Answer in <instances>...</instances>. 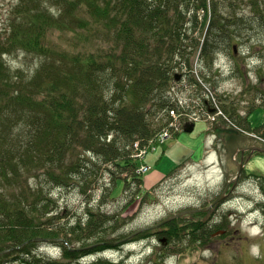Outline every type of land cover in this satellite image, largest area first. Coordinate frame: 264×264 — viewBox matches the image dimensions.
<instances>
[{"label": "trees", "instance_id": "obj_1", "mask_svg": "<svg viewBox=\"0 0 264 264\" xmlns=\"http://www.w3.org/2000/svg\"><path fill=\"white\" fill-rule=\"evenodd\" d=\"M249 1L255 20L264 21L259 0ZM230 4L18 0L0 30V264L12 250L27 264H58L34 250L44 240L58 243L68 259L82 254L71 248L93 246L90 250L101 251L137 232L111 239L131 219L125 217L128 209L152 195L145 191L139 171L143 152L165 131H173L171 124L186 126L196 116L190 104L171 97L177 71L189 75L197 89L203 87L202 78L212 76L206 67L217 65V71L222 54L231 52L237 59L242 39L253 38L255 24H239L237 7ZM239 25L247 26L241 30ZM198 30L204 33L200 39L193 36ZM238 33L243 37L237 38ZM16 51L37 55L40 66L32 73L12 70L6 56ZM196 57L203 63L201 76L191 65ZM236 70L230 65L223 77L235 80L238 66ZM198 100L193 110L209 111L210 103L216 108V98L208 99L206 92H199ZM227 106L222 105L225 121L230 117L247 134L264 139V125L252 129L247 117ZM258 142L264 146V140ZM106 174L111 185L98 197ZM245 177L251 175L244 170ZM254 177L264 185V177ZM120 180L125 184L123 197L129 199L116 212H104L110 201H118L114 192ZM68 193L84 197L85 210L65 222L61 219L69 213L62 204ZM225 205L217 207L223 209L219 222L171 221L161 237L170 244H196L211 232H227L221 225ZM210 225L215 230H209ZM150 235L146 230L135 236Z\"/></svg>", "mask_w": 264, "mask_h": 264}, {"label": "rangeland", "instance_id": "obj_2", "mask_svg": "<svg viewBox=\"0 0 264 264\" xmlns=\"http://www.w3.org/2000/svg\"><path fill=\"white\" fill-rule=\"evenodd\" d=\"M215 1L218 4L231 2L228 7L232 9L237 7L239 24L244 22L255 24L253 38L242 39L240 50L243 52L237 55V59L231 57V52L228 56L222 54L219 59L220 68L217 71V65H213L212 68L206 67L212 76L211 82L210 79L202 78L203 87L197 89L194 84H190L189 75L177 71L182 77L180 80L175 78L171 84V97L176 101L179 99L180 104L186 102L190 104L191 111L195 113L197 119L191 120L189 118L191 116H188L187 120L196 122L195 130L192 133H185L183 129L185 126L179 127L175 122L174 130H170L165 136L168 139L157 141L155 144L152 142L151 148L146 151L145 158L141 161L144 167H150V170L142 175L145 180V191L149 190L152 195L145 203L138 201L128 209L125 217L131 219L126 221L125 229L123 227L122 231L112 235L111 239H116L124 232L129 234L141 228L152 227L171 215L209 206L223 196L227 182L236 178L238 164L241 163L239 149L246 146L264 147L258 142H263V138L258 134H247L249 132L236 126L230 117L226 116L225 121L222 112V105H228L230 111L234 110L242 118L247 117L252 129L264 125V23H262L264 21L255 20L249 0ZM17 2L18 0H0V30L6 26L10 12ZM259 2L262 13L264 0ZM246 26L239 25V28L243 30ZM203 34L198 30L193 36L200 39ZM241 36L238 33L237 38ZM196 59L197 57L192 60L191 65L201 76L203 63L197 62ZM6 60L12 70H22L25 73H32L42 62L37 55L19 51L7 55ZM228 62L236 73V66L239 68L238 77L233 81L223 77L225 76L223 73L230 66ZM199 92H206L212 98H216L214 106L220 108L222 113L219 111L216 114H209V111L205 112L202 109L193 110L194 101L198 103L197 106L201 103L198 100ZM259 104L262 105L258 106ZM252 106L255 108L250 109ZM244 170L251 177L241 179L240 184L239 180L233 182L236 184H231L234 185L233 188L227 187L233 195V201L231 199L229 202L225 201L227 197L222 200V205L226 204L224 212L227 216L221 220V225L227 232H211L210 236L205 237V241L192 244L193 242L186 240L181 245L177 241L171 244L167 241L163 244L161 242L163 238L155 236L157 233H152L155 229H150L148 231L151 232V237L136 239L137 236H134L123 242L114 241L116 243L111 247L101 251L82 252L77 258L75 255L65 259L61 252L63 249L58 243L40 244L34 247V250L44 254L48 259L56 260L58 264H121L122 260L126 264H264V185L260 179L254 177H264V153L249 155ZM110 185L111 180L106 174L99 183L97 196L99 197ZM124 187V182L120 180L114 192V197L118 198V201H110L102 208L104 212L114 213L126 205L129 198L126 194L123 197ZM84 201V197L68 193L62 207H67L69 215L67 219L62 218L61 221H74V217L81 215L85 210ZM220 214H223V209L212 207L210 211L188 213L175 220H182L185 223L192 221L207 223L208 220H212L217 223L220 221L217 219ZM168 223L156 229L168 230ZM208 229L215 230L211 225ZM178 248L180 252L177 251ZM14 251L9 253L12 255L4 260V264H27L21 255L13 254Z\"/></svg>", "mask_w": 264, "mask_h": 264}, {"label": "water", "instance_id": "obj_3", "mask_svg": "<svg viewBox=\"0 0 264 264\" xmlns=\"http://www.w3.org/2000/svg\"><path fill=\"white\" fill-rule=\"evenodd\" d=\"M235 49H236V46H235ZM181 77H182V76H181L180 74H177L175 78H176V80H180ZM210 112H215V110H214V109H210ZM194 130H195V123L187 124V125L185 126V128H184V132H185V133H192ZM245 150H247V151H251L253 154L256 153V152H257V153H264V147H262V146H259V147H258V146H251V147L245 148ZM246 163H247V160H246V161L241 160V163L238 164V172H237L236 178H235L232 182H237V181L240 179V177H241V175H242V173H243V171H244V169H245V165H246ZM223 197H224V196H221V198H218V199H217V200H216L211 206L213 207L214 205L220 203V202L222 201ZM210 208H211V207H210ZM210 208H204V209H193V210H189V211H187V212H180V213L174 214V215L168 217L167 219H165L164 221H162L161 223H159V224H157V225H155V226L147 227V228H143V229H141L140 231L136 232L135 234H133V235L130 236V237H134L135 235H137V234H139V233H141V232H144V231H146V230L156 229V228H158V227H162V226H164L166 223H168V222H170V221H172V220L178 219V218H180V217H182V216H185V215H187L188 213H193V212H206V211H208ZM166 241H167L166 238L161 239V242H162L163 244H165ZM101 244H102V243H100V244H96V246H99V245H101ZM113 244H115V243H113ZM91 247H93V246H90V247H88V248H91ZM4 253H5V252H4Z\"/></svg>", "mask_w": 264, "mask_h": 264}, {"label": "flooded vegetation", "instance_id": "obj_4", "mask_svg": "<svg viewBox=\"0 0 264 264\" xmlns=\"http://www.w3.org/2000/svg\"><path fill=\"white\" fill-rule=\"evenodd\" d=\"M187 125V124H186ZM248 147H251V146H246V147H241L240 149H239V154L241 155V157H240V159L242 160H247L248 159V157H249V155H251V156H253V155H255L256 153H252L251 151H247V150H245V148H248ZM246 154H248L247 156H246ZM241 177H242V175H241ZM240 177V179H239V184H240V180L242 179ZM233 182L232 181H228L227 182V185H226V187H225V189L223 190V193L222 194H224V197H227V199L225 200V201H228L229 202V200L231 199V201L233 200V195H232V193L230 194V190H228V188L227 187H229V186H232V188L234 187V185H236V184H234V185H231ZM238 187V186H237ZM236 187V188H237ZM235 188V189H236ZM229 196V197H228ZM223 197V198H224ZM223 200V199H222ZM215 202V201H214ZM213 202V203H214ZM222 202L223 201H221V203H218V204H216V205H214L213 207L216 209L217 207H219L220 206V204H222ZM212 203V204H213ZM227 203V202H226ZM211 204V205H212ZM160 232L161 231H158L157 229H155V232H152V233H157V234H155V236H157L158 238H160L161 237V234H160Z\"/></svg>", "mask_w": 264, "mask_h": 264}, {"label": "built area", "instance_id": "obj_5", "mask_svg": "<svg viewBox=\"0 0 264 264\" xmlns=\"http://www.w3.org/2000/svg\"><path fill=\"white\" fill-rule=\"evenodd\" d=\"M210 98H212V96H210ZM214 101V100H213ZM214 103H215V101H214ZM193 118V117H192ZM191 118V120H196L197 119V117L196 116H194V119H192ZM214 119V118H213ZM190 120V121H191ZM193 122H195V121H193ZM176 124H179L178 123V121H176ZM175 126V123L174 124H171V126H170V128H173ZM168 132L169 131H165L161 136H159L157 139H155L153 142V144H155L157 141H160V140H163V139H168V138H165V136L168 134ZM169 136V135H168ZM137 146V145H136ZM151 146H152V142H151V145H150V147L148 148V149H146L144 152H143V154L142 155H145V153H146V151L147 150H149L150 148H151ZM148 166H143L142 167V169H139V171H140V173H145V172H148L149 170H150V167H148Z\"/></svg>", "mask_w": 264, "mask_h": 264}, {"label": "bare ground", "instance_id": "obj_6", "mask_svg": "<svg viewBox=\"0 0 264 264\" xmlns=\"http://www.w3.org/2000/svg\"><path fill=\"white\" fill-rule=\"evenodd\" d=\"M223 196H224V194H223ZM211 207V208H210ZM205 208H210L208 211H210L211 209H212V206L211 205H209V206H207V207H205ZM138 231H140V230H138ZM137 231V232H138ZM142 233V232H141ZM141 233H139V234H141ZM42 244H45V240L43 241V243ZM90 251V248H88V247H76V248H71V252H73L74 254L75 253H81V252H89Z\"/></svg>", "mask_w": 264, "mask_h": 264}]
</instances>
